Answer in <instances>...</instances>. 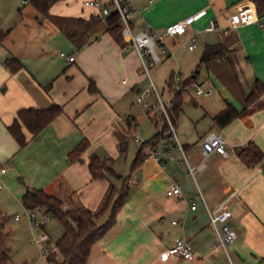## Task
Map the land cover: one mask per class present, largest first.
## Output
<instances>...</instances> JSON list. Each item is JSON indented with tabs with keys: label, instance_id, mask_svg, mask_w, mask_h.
I'll return each mask as SVG.
<instances>
[{
	"label": "crops",
	"instance_id": "1",
	"mask_svg": "<svg viewBox=\"0 0 264 264\" xmlns=\"http://www.w3.org/2000/svg\"><path fill=\"white\" fill-rule=\"evenodd\" d=\"M59 1L50 8L53 15ZM27 2L23 1L24 4ZM84 2L74 12L66 3L65 8L69 11L62 16L55 15L58 24H69V34L79 45L78 56L73 60L66 58L75 64L38 68L17 54L25 60L23 63L19 58L24 65L9 72L5 60L14 54L0 50V58H5L0 62V81L9 77L8 87L4 90L9 92L10 87L13 88L11 95L5 97L6 106L0 116V164L7 167L1 177L5 186L0 189V213L8 203L16 204L17 201L23 205L22 196L27 186L55 194L63 200L65 208L84 206L97 211L103 207L112 186L119 189L128 181L129 191L116 210L115 222L94 243L87 264H230L221 248L214 250L211 246L216 234L210 224L207 206L213 212L224 208L232 210L229 224L237 231L238 238L230 246L242 250L243 254H251L256 262L260 258L259 264L264 258V159L255 165H247L238 152L250 141L264 152V91L246 111L226 125L216 124L214 116L228 103L243 111L247 107L246 96L255 90L257 83L264 87V8L259 12L252 0H132L129 19L136 32L146 26L159 29L197 14L184 34L166 39L170 51L164 59L172 57L181 74L184 70H192L183 77L198 70L197 82L211 86L213 93L197 95L192 89L185 91L175 125H179L184 100L190 98L194 108H189L186 117L194 124L193 137L201 140L206 133L216 130L226 139L229 155L212 152L204 156L201 144L192 146L189 143V129L182 130L183 140L180 141L178 133L177 136L189 164L197 167L204 162L202 169L192 174L187 163L182 161L183 153L179 147L174 155L164 157L163 162L150 157L149 143L160 140H152V136L151 141L140 142L129 172L122 173L117 167L119 150L125 147L121 138L131 133L136 117L117 107L123 90L119 91L117 87L119 79L110 63L116 61V66L129 69L127 51L132 48L131 54L135 58L137 50L124 33V43H117L106 30L107 14ZM246 3L255 6L257 20L231 27V14ZM3 14H0V30L4 31ZM194 32L197 45L191 49L190 35ZM216 43H221L227 50L225 57L201 62L205 47ZM137 68L141 73L140 65ZM90 79L95 81L97 91L89 89ZM128 81L122 79L121 82ZM141 81L136 75L130 88L141 90ZM49 83L52 85L46 89L45 85ZM197 96L204 98L198 102ZM53 103L60 104L63 111L36 136L25 130L30 139L20 147L7 128L16 111L31 106L44 108ZM171 107L172 99L168 106L170 111ZM133 129V132L137 130L136 127ZM83 138L89 140L88 147L79 158L70 159V150ZM140 148L143 159L134 164ZM109 152L111 156L107 155ZM93 155L101 160L111 158L114 171L93 177L89 165ZM207 158L210 159L208 162ZM174 182L180 185L181 196L167 194ZM192 201L196 202L195 209L191 208ZM109 214L107 210L98 222L104 223ZM179 239L187 240L195 255L188 259L163 257V250Z\"/></svg>",
	"mask_w": 264,
	"mask_h": 264
},
{
	"label": "rangeland",
	"instance_id": "2",
	"mask_svg": "<svg viewBox=\"0 0 264 264\" xmlns=\"http://www.w3.org/2000/svg\"><path fill=\"white\" fill-rule=\"evenodd\" d=\"M23 1L24 0H0V14L2 15L4 13L2 16V23L4 25L3 29L4 31H7L8 28L10 29L9 36L4 41L6 46L0 44V50L9 54L12 52L16 56L17 54H20L21 57L27 59L30 65L33 67L37 65L38 68H43L47 65L52 67H64L68 64H75V62H69L65 56L61 55V52H64L67 55L73 54L77 57L80 49L79 45L75 42L74 37L69 34V31H71L69 24H58L55 20V15L62 16L63 13L69 11L65 8L66 3L71 5V11L74 12L77 8L82 7L81 2L83 0L59 1L54 7V15L52 14L53 11L51 12L50 10L49 14L46 16L33 7L30 0H28L26 4H24ZM103 1H110V3H108L110 8H114L111 0ZM7 48L10 49L9 52ZM198 50L199 48L196 49V52ZM131 51L132 48L127 51L130 57L128 62L129 69L120 65L116 66V61L110 63V67L114 68L118 76L119 82L117 87L119 88V91L123 90V93H121V97L117 102V107H119L123 113L130 112L135 115L136 125H133L132 127L137 128L142 141H145L154 136L157 131L154 122L149 118V114L152 115V113H149L144 108L143 103L138 101L140 94L145 92L149 87L150 81L145 73H140L138 71L137 65H140L138 54L136 53L135 58H133ZM4 59L5 58H0V62H3ZM20 59L24 63L25 60L22 58ZM88 60L92 63L91 58ZM4 68L5 67H3V69ZM173 69L175 71L178 70L172 57L165 58L163 61L156 63L150 68L152 78L167 106H170L173 96L172 90H170L167 84V79L170 72L174 71ZM8 70L9 72H12L9 68ZM190 71L192 70H184L182 76H188L191 73ZM136 75L142 80L140 83L141 90L139 91L130 88ZM8 78L9 77H4V79L0 81V116L3 115V111L1 110L6 106L5 97H9L13 91L12 87H10L9 92L4 90L5 87H8ZM122 79H129V81L127 83H122ZM155 98L154 93L145 96V100H154ZM203 98L204 97L202 96H197L196 99L198 102H201V99ZM193 105L194 104L191 102L190 98L184 100V110L180 114V122L178 126L176 125V129L180 141L183 140L181 131L184 130L185 132L189 129L187 133V138L189 137V139H191L189 143H191L192 146H199L201 140L198 137H193L195 131L194 124L188 121V118L186 117L189 114V108H194ZM153 112L158 115L160 123L159 127L161 128L165 116L158 108H154ZM161 117L164 118L162 119ZM133 128L130 130L131 133H129L128 136L121 138V141L123 140L125 143V147L123 150H119L121 154L117 158V167L118 171H121L122 173L129 172L132 159L135 156L138 146L141 144L135 140ZM115 133H117V131H115ZM100 150L104 151L103 148H100ZM107 155L111 156L112 154L109 152ZM187 155L189 156V153H187ZM209 160L210 159L207 158V162ZM15 203L16 204H2L4 207L1 211L2 213H0L2 229L3 232L6 233L5 247L10 256V264H56L57 260L62 259L61 254L58 252L55 259L42 257L38 244L32 242L31 237L34 235L38 240H43L46 246L55 245L64 231V227L59 218L49 213V220L45 223L44 228L41 226L33 228L31 221L26 215L24 205H20L17 201H15ZM38 207L41 210H45L42 206ZM38 214L40 215V212ZM17 215H19L20 219L16 218ZM229 252L235 264H257L260 260L259 258L256 262L255 257L251 254L245 252L243 254L242 250L238 251L237 249L231 248V246L229 247ZM261 260L262 261L259 264H264L263 257Z\"/></svg>",
	"mask_w": 264,
	"mask_h": 264
},
{
	"label": "trees",
	"instance_id": "3",
	"mask_svg": "<svg viewBox=\"0 0 264 264\" xmlns=\"http://www.w3.org/2000/svg\"><path fill=\"white\" fill-rule=\"evenodd\" d=\"M32 5L40 11L44 16L49 14L51 6L59 0H30ZM256 3L259 12L263 11L264 0H252ZM107 31L113 36L115 41L123 44V26L120 20L119 12L115 8H111L110 12L106 15ZM8 31L0 30V42H3ZM226 49L221 43L208 44L202 55L201 62H206L211 58H223L226 54ZM6 66L13 72L23 67V63L17 56H9L5 60ZM198 70L191 76L184 77L182 83L192 84L197 80ZM167 84L172 90V107L169 109V114L172 121L175 123L176 117L181 110L183 102V93L186 89L176 90L173 85V71L167 79ZM52 83L45 85L46 89L51 87ZM89 89L97 91L95 81L90 79ZM264 91V87L257 83L255 90L246 96L247 107L240 111L231 103H228L225 109L220 111L214 116V122L220 126H224L232 119L237 117L240 113L247 110L252 103L257 100ZM63 107L60 104L53 103L48 107H22L16 112V115L11 123L7 125L9 132L16 139L20 147L25 146L29 142V137L25 130L31 136H36L42 129H44L53 119H55L61 112ZM160 117V116H159ZM149 118L157 129L152 140L160 139L168 124L164 117L162 127L158 115L156 113L150 115ZM151 140L144 141L149 142ZM89 140L83 138L72 150L69 152V158H79L81 153L88 147ZM141 149L135 158L134 164H137L141 159ZM239 156L242 161L247 165H255L264 159L263 150L254 142L250 141L248 144L239 150ZM90 169L93 177L103 176L104 172H113V160L111 158L99 159L93 155L90 160ZM127 180V179H126ZM129 184L128 181L119 189L114 186L109 190L104 205L100 210L93 211L84 206L65 208L63 200L55 194L49 193L43 188L26 187V191L22 196L23 205L25 207L33 208L42 206L45 211L55 215L61 221L64 231L57 240L56 244L58 250L48 255L49 259H55L56 254L59 252L62 256L61 260H57L56 264H87L90 250L94 243L113 225L115 222V213L118 206L124 201L128 194ZM110 214L104 223H99L98 220L107 211ZM6 233L3 232L2 224L0 223V264H10V256L5 247Z\"/></svg>",
	"mask_w": 264,
	"mask_h": 264
},
{
	"label": "built area",
	"instance_id": "4",
	"mask_svg": "<svg viewBox=\"0 0 264 264\" xmlns=\"http://www.w3.org/2000/svg\"><path fill=\"white\" fill-rule=\"evenodd\" d=\"M26 2V0H24ZM86 5L101 8L103 14H108L111 10L109 4H103L100 0H85ZM113 7L119 12L120 20L123 26V33L128 36L129 43L132 44L138 53L140 60V71L145 73L150 81L149 87L145 92L140 94L138 101L143 103L144 108L150 113H154V108H158L161 113L166 118L167 128L164 130L160 140H154L149 143V153L150 157H153L158 162H163L164 157H170L174 155L176 148L179 147L182 150L183 158L182 161L187 163L189 171L195 174L197 170H200L204 166V162H201L197 167L191 166L188 162L187 156L184 152L183 146L179 142L177 136L176 125L172 121L168 106L165 104L162 95L157 88L150 68L156 63L161 62L164 57L169 53V47L166 43V39L171 36H179L187 31V27L193 22L197 14L193 16H188L183 19H179L175 22L168 24L165 27L155 29L151 26H146L141 31L136 32L129 19V14L133 9L132 0H111ZM258 18L257 11L253 3H246L234 11L230 16L231 27L237 28L240 25L249 24L255 22ZM197 45L196 32L190 35L191 49L195 48ZM61 55L65 56L69 60L74 59L73 54H65L61 52ZM184 77L179 70L173 71V85L176 90L179 89H192L197 95H211L213 93V88L211 86H205L199 82H193L192 84L182 83ZM125 81V80H124ZM155 94L154 100H145V96L148 94ZM135 140L142 142L140 133L136 130L134 132ZM226 139L223 135L216 131L211 130L206 133L201 139V149L204 156L209 155L212 152H218L223 156H228L229 151L226 148ZM7 171L5 164H0V189L5 186L2 181V175ZM168 195H182V190L177 182L171 184L167 189ZM196 202L192 201L191 208H196ZM26 215L31 221L32 227H38L49 220V213L45 210H41L38 206L29 208L25 207ZM209 213L210 224L215 231L216 239L212 242L211 246L215 250L221 248L230 261V264H234L230 253L229 246L234 243L238 238L237 231L232 228L229 224V219L233 215L232 210L229 208H224L219 211L213 212L207 206ZM40 212V215L38 214ZM19 218V215L16 216ZM31 241L38 244L40 248V254L42 257H48L51 252L58 250L57 244L53 246H46L43 240H38L36 236L31 237ZM195 255L194 248L185 239L177 240L173 245L166 247L163 252V257L178 256L181 258H192Z\"/></svg>",
	"mask_w": 264,
	"mask_h": 264
}]
</instances>
